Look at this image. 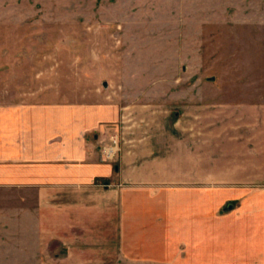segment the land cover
<instances>
[{
	"label": "rangeland",
	"instance_id": "rangeland-1",
	"mask_svg": "<svg viewBox=\"0 0 264 264\" xmlns=\"http://www.w3.org/2000/svg\"><path fill=\"white\" fill-rule=\"evenodd\" d=\"M0 102L45 104L46 129L76 118L59 106L77 107L79 124L103 115L123 148L159 150L161 137L180 138L197 123L214 130L207 139L229 131L231 119L261 130L264 0H0ZM263 165L246 170L243 185L225 179L229 166L206 169V211L220 215L207 217L206 237L222 238V264L246 259L229 240V216L264 191ZM0 199V264H53L56 244L40 248L37 193ZM181 253L179 245L174 264Z\"/></svg>",
	"mask_w": 264,
	"mask_h": 264
},
{
	"label": "crops",
	"instance_id": "crops-1",
	"mask_svg": "<svg viewBox=\"0 0 264 264\" xmlns=\"http://www.w3.org/2000/svg\"><path fill=\"white\" fill-rule=\"evenodd\" d=\"M57 111L78 119L77 107ZM46 112L45 104L0 102V194L37 193L39 242L46 243L40 248L56 244L53 264H174L179 245L180 264H222L215 257L222 238L206 237L207 217L220 216L206 211V169L229 166L225 179L248 184L249 169L264 164V128L231 119L229 131L207 139L214 130L197 123L180 138L161 137L159 150L149 142L123 148L122 135L109 134L103 115L46 129ZM114 140L117 150L106 158L103 148ZM263 193L230 213L229 240L242 243L246 259L224 264H264Z\"/></svg>",
	"mask_w": 264,
	"mask_h": 264
},
{
	"label": "built area",
	"instance_id": "built-area-1",
	"mask_svg": "<svg viewBox=\"0 0 264 264\" xmlns=\"http://www.w3.org/2000/svg\"><path fill=\"white\" fill-rule=\"evenodd\" d=\"M113 143L116 145V141L114 140L113 141ZM109 149H113L112 147L111 148H109V147H104L103 148V153H104V155L106 156V158H112V154H109Z\"/></svg>",
	"mask_w": 264,
	"mask_h": 264
},
{
	"label": "bare ground",
	"instance_id": "bare-ground-1",
	"mask_svg": "<svg viewBox=\"0 0 264 264\" xmlns=\"http://www.w3.org/2000/svg\"><path fill=\"white\" fill-rule=\"evenodd\" d=\"M108 151H109V154H112V150L111 149H109Z\"/></svg>",
	"mask_w": 264,
	"mask_h": 264
},
{
	"label": "water",
	"instance_id": "water-1",
	"mask_svg": "<svg viewBox=\"0 0 264 264\" xmlns=\"http://www.w3.org/2000/svg\"><path fill=\"white\" fill-rule=\"evenodd\" d=\"M231 209H232V207H231V206H229V207H228V210H231Z\"/></svg>",
	"mask_w": 264,
	"mask_h": 264
}]
</instances>
